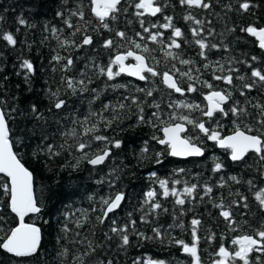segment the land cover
Returning a JSON list of instances; mask_svg holds the SVG:
<instances>
[{"label": "trees", "instance_id": "16d2710c", "mask_svg": "<svg viewBox=\"0 0 264 264\" xmlns=\"http://www.w3.org/2000/svg\"><path fill=\"white\" fill-rule=\"evenodd\" d=\"M138 0H124L121 8L127 9V12H121L118 20L112 22L113 31L104 30L99 27L95 17L90 12L89 0H0V15L4 16V21L0 23L6 31H11L18 44L15 48L8 46L6 42L0 40V107L8 114V123L11 129L10 139L14 144L21 162L34 175L35 196L42 208V212L37 216H31L27 219L28 223L39 226L43 232V243L40 252L31 258H16L4 253L0 250V264H58L57 250L59 244L58 238L64 237L65 233L61 231L64 225H67L71 231L67 233V238L60 241L72 250H83L80 244H72L70 240H83L87 238L94 243L102 244L105 247L98 249L96 259H112L114 264H132L133 260H139L144 264L148 260H163L165 264H191V257L183 253L182 249L172 242V237L177 240H184L186 243L191 242V220L197 218L201 220L198 235L200 240V256L202 264H212L218 259L215 253L218 248L223 245L229 250L233 249L232 239L238 234L231 232L220 216V209L214 204L224 203L227 208L233 200L238 197L233 195L237 190L248 197L250 211L246 216H241V209L232 207L233 213L238 220H248L253 226H258L261 216L258 211L257 203L254 199V191L249 190L246 183L232 184L228 181V177L235 175L242 181L255 179L257 188L264 187V182L258 178L257 168L259 167L258 158L254 154L246 157V163H233L228 158L225 150H220L212 142L208 141L203 134H199V140L195 137L198 130L187 125L188 134H192L194 142L200 143L205 149V157L203 159H190L180 161L173 159L167 154L166 146H161L153 139V136L162 137L161 128L163 124L156 121L151 114L156 111L155 108L144 104V116L146 120L152 123H140L137 121V106L131 104V99L125 97H138L141 102L149 101L160 104V115L165 122H169V115L175 110L168 105L170 102L184 101L187 103L200 104L202 107L206 105L204 94L209 89L203 87L201 83L190 81L187 77H181L180 72L189 71L192 75L198 77L199 81H208L212 83L217 90L228 89L233 93V100L239 101L241 106L245 105V97L240 96L239 86L241 82L235 81L236 88L225 85L222 81L213 79L214 75H221L215 71L220 65H224L225 73L228 74L229 61L245 60L251 63L253 67L264 69V51L260 50L253 37L242 33L240 28L249 24H258L264 26V0H251L256 5L249 13L237 12L238 0H208L212 4V8L189 9L182 6L179 0H157L160 4H166L164 11L156 18L149 16L137 17L134 13L136 9L134 4ZM78 4L84 5L86 19L92 21L87 32L81 31L74 37L71 35L73 29H69L62 18L56 16V12L61 8L65 11V17L69 16V9L75 10ZM231 4L233 11L227 12L225 5ZM191 14L197 19L204 21L203 35L207 36L208 43H216L220 45L219 49L206 50L207 59L199 55L200 49L198 45L193 43V37L190 31L192 27H198L192 21H185L184 16ZM173 17L175 26L181 28L184 33V39L181 42L180 49H172L173 52L179 54L180 58L193 61L192 65H182L179 59L173 61L164 56L167 49L159 43H152L150 39L142 40L136 35L141 33L144 37L148 34L143 32V28L139 23L140 19L145 21V27L151 24L157 25L164 23L163 16ZM23 18L27 23L21 26L18 19ZM74 24L82 23L77 17H71ZM130 22V23H129ZM210 22V23H209ZM47 26V27H46ZM55 26L60 29L57 36L60 40L74 39L78 44L82 42L83 35L87 34L93 38L92 45H84L83 47L73 48L61 46L60 41L53 36L50 29ZM236 28L235 32H229V28ZM214 30L213 35H208V29ZM17 29L19 31L17 32ZM115 30L124 31L127 39L121 40L115 36ZM153 33L159 31L163 33V42L167 44L171 39V31L162 28H152ZM239 37V39H237ZM113 39L114 45L111 49L102 47L104 40ZM135 40L141 45L147 44L149 49L153 50L148 54V63L157 68L161 73L172 70L170 74H174V78L180 83L185 90V95H177L169 90L161 82L160 77H151L140 83L129 79L125 76H118L112 81H108L105 76L98 75L97 65L107 66L111 59L117 54H124L128 50H132L138 54H143L140 50L135 49L130 43ZM186 41V42H185ZM227 45L229 50H224ZM61 57H71L74 61L73 65L67 71H61V66L65 61L57 64L52 60L55 55ZM257 56L258 60L252 61L251 57ZM153 57L155 59H153ZM21 59L30 60L35 68V74L30 76V81L25 82V71L20 68ZM157 61L159 63L157 64ZM128 63H132L128 60ZM175 64L176 68L172 69ZM205 64L209 65L205 67ZM234 68H239L240 72H233L235 77L239 74L250 76L251 69L243 63H232ZM53 68L56 69L53 72ZM179 70V72L176 71ZM196 69H199L197 72ZM117 69L114 67L113 69ZM86 75L81 76V73ZM17 73H20L17 75ZM62 77L72 78L74 80L84 79L86 84L89 77L93 83L87 84L88 91L73 95L70 90L66 89V85L62 84ZM189 83H194L197 88L196 92H187ZM107 85V87H105ZM112 85H123L124 87L113 88ZM48 87L53 89L60 87L61 95L67 101L65 109L57 112L51 108L46 90ZM77 87H79L77 85ZM92 89H97L99 99H95L97 93ZM144 89L152 90L153 95L147 97L145 91H137ZM248 98L252 103H264V89L257 87L249 92ZM125 104V109L119 111L118 105ZM231 103V102H230ZM32 105H36L41 113L44 114L46 120L37 121L31 113ZM111 105L117 108L121 119L113 123L111 127L105 129V125L100 123L101 133L109 137L110 140L122 141V147L119 149L111 148L112 155L105 161L104 165L96 168L88 165L86 162L80 165L78 170H73L70 166L74 163L73 157H79L81 154L76 151L75 144L79 140L90 142V148L85 151L94 153L97 148H103L104 142H97L91 136H83L82 128L79 122H83L85 117L88 118V124L98 123L99 117L89 115L90 112L100 113L103 117L111 119L114 112L111 108L105 111L104 106ZM227 107V105L225 106ZM51 108V111L49 109ZM15 109V111H11ZM180 114L188 115L192 119L207 121L198 110L187 111L184 109L175 110ZM248 111L252 114L247 118V123L255 127L257 110L248 105ZM217 119L222 127L218 130L222 135H230L233 130L231 116L228 118L220 117ZM73 120H78L77 124H73ZM176 123L177 121H170ZM156 125V126H153ZM206 126L215 127V124L207 122ZM76 128L77 139L68 138V144L73 145L70 150L68 144H65L63 133L69 129ZM254 134H256L254 132ZM22 139L23 143H18ZM54 145L56 150L61 154L49 158L43 152L34 156V152L43 149L46 145ZM147 144L149 153L144 159H141V149ZM60 145H64L61 148ZM71 152V154H70ZM163 152L160 157L161 163L155 162V153ZM219 159L225 165L224 170L219 173L212 171L214 160ZM66 165H68L66 167ZM112 169H116L115 176H119L118 180L115 176H111ZM179 169H184L179 172ZM155 173V177L151 174ZM221 177L228 181L223 188L219 187ZM156 178L168 179L169 187H175L178 192L183 190L185 183L189 186L197 184V192L194 194L195 199L191 197H181L186 200L183 206L177 205L175 200L177 197L169 195L164 198L159 188ZM103 179L104 183H97ZM114 182V187L109 186V181ZM179 180L181 183L173 185L171 182ZM9 183L6 177H0V184ZM205 183L213 187V192L209 196H205L203 186ZM156 190L158 195L155 202L162 205L160 210L152 212L151 204H145L146 193L149 190ZM125 193V201L121 208L114 214L109 215V219L105 220L103 225L95 222V217L101 215L99 208L101 197L114 195L116 192ZM94 197V199H90ZM200 197H203L201 200ZM8 196L0 187V207L4 211L0 213L4 217L0 220V227L7 231L10 227H14L17 223L16 217L6 207ZM97 208L93 212L91 209ZM167 209L168 211H163ZM87 211L90 220L85 224L84 228H76L75 221L81 217V213ZM75 213V215H72ZM130 214V215H129ZM255 214V215H254ZM144 217L147 222L142 221ZM115 220V225L112 221ZM130 220H135V232H143L149 237H153V228H160L164 242L160 239L142 240L133 234ZM93 222L95 227L93 228ZM183 223L184 228L181 229L177 225ZM125 224L129 225L130 245L125 250H118L117 245L119 239L115 234L110 232L112 226L121 227ZM171 226V227H170ZM79 232L81 235L76 236ZM94 232V235H93ZM105 233L112 236L108 240ZM3 233L0 232V235ZM210 234H215V239L211 242L207 239Z\"/></svg>", "mask_w": 264, "mask_h": 264}, {"label": "snow or ice", "instance_id": "6c2138e0", "mask_svg": "<svg viewBox=\"0 0 264 264\" xmlns=\"http://www.w3.org/2000/svg\"><path fill=\"white\" fill-rule=\"evenodd\" d=\"M90 2V12L98 25L94 28L97 30L99 27H102L104 30L113 31L111 27L112 22L118 20L119 14L127 12V9H122L121 3L122 0H89ZM64 3L67 4V0H64ZM179 3L182 6H186L189 9H203L208 10L212 8V4L208 0H179ZM166 4H160L157 0H138L134 4L136 12L134 13L138 18L145 15L156 17L158 14L164 11ZM227 12L233 11L231 4L224 6ZM256 5L251 3V0H238L237 12L249 13ZM58 18L63 19V23L69 28L73 29L71 35L74 37L77 33L81 31L87 32L88 27L92 24V21L86 19L84 5L78 4L75 10L69 9V16L65 17V11L63 8L56 12ZM71 17H77L78 20L82 23L74 24L71 20ZM163 20L165 21L162 24H151L150 27H145V21L143 19L139 20L143 32L147 33L148 36L144 37L141 33L137 32L136 35L139 36L142 40L150 39L152 43H159L162 47L167 50L164 51V56L173 61L179 59V63L182 65H192L193 61L188 59H183L179 57V54L173 52L172 49L181 48V40L184 39V33L181 28L177 27L173 23V17L164 15ZM185 21H192L198 27L190 28L193 43L198 45L200 52L199 55L207 59L206 50L209 49H219L220 45L216 43H208L207 36L203 35V26L204 21L197 19L191 14L184 16ZM4 21V16L0 15V23ZM18 23L21 26L26 25V21L23 18L18 19ZM130 23V22H129ZM210 23V22H209ZM47 27V26H46ZM162 28L165 30L171 31L170 42L164 44L163 42V33L151 31L152 28ZM19 29H17V32ZM53 36L60 41L61 46H68L73 48L83 47L84 45H92L93 38L87 34L83 35L82 42L79 44L74 39H63L60 40V37L57 36V33L61 31L53 26L50 29ZM229 32H235L236 28H229ZM242 33H246L248 36L253 37L258 48L264 51V26L258 24H249L240 28ZM214 30L209 28L208 35H213ZM115 36L119 37L121 40L127 39L126 33L124 31L115 30ZM239 39V37L237 38ZM0 40L6 42L8 46L15 48L18 44V40L11 31H6L0 27ZM186 42V41H185ZM130 43L134 45L135 49L140 50L143 54H136L132 50L126 51L124 54L115 55L114 59H111L107 66L97 65L98 75L105 76L108 81L114 80L116 77L121 74H126L137 78L140 81H147L149 75L151 77H160L161 82L170 90L180 95L185 94V90L180 86V83L177 79H174V74L169 71H164L163 73L159 72L157 68L153 65H150L147 60L148 57L144 54L150 53L151 49L147 44L141 45L135 40H131ZM114 45L113 39L104 40L102 47L105 49H111ZM224 50L228 51L229 48L227 45H224ZM129 58L135 61L134 64H126ZM153 59H155L153 57ZM52 60L59 64L62 60L65 63L61 66V71H67L74 63L73 59L69 57H61L60 55H55L52 57ZM252 61L258 60L257 56L251 57ZM159 61H157V64ZM232 63H243L251 69L250 76L246 74H239L235 77L232 75L233 72L239 73V68L232 67ZM209 65L205 64V67ZM114 67L117 69L114 71ZM20 68L25 71V82L30 81V76L35 74V68L33 63L28 59H21ZM176 65H172V69H175ZM56 69L53 68V72ZM179 72L178 69H176ZM198 72L199 69H196ZM221 73V75H214L213 79L216 81H222L225 85H228L232 88H236L235 81L239 80L241 85L239 86L240 96L245 97V105L241 106L239 101L233 100V93L228 89L217 90L216 87L208 81H199L198 77L192 75L191 69L189 71L180 72L181 77H187L190 81L199 82L203 87L209 89V91L204 94V100L207 102L203 107L200 104L187 103L184 101H175L170 102L169 107L175 110L184 109L187 111L198 110L203 117L207 118V121L192 119L188 115L180 114L178 111H173L169 115V122H165L160 115V104L156 102L143 101L141 102L138 97H125V99H131V104L136 105L137 112V121L140 123H152V121L146 120L144 116V104H148L150 107L156 109L152 112V116L155 117L156 121L160 124H163L161 131L163 136H153V139L160 145L166 146L167 154L172 157H202L205 155V149L201 146L200 143L194 142V137L192 134L184 135L188 132L186 125H191L193 129L198 130V134L195 139L199 140V134H203L208 141H212L220 149H224L228 153V158L233 163H246V157L250 153L254 154L258 158L259 167L257 168L258 178L264 182V103L257 102L252 103L248 98V93L255 90L257 87L264 89V69L253 67L251 63H248L245 60L229 61V67L227 69L228 74L225 73L224 65H220L215 69ZM148 73L149 75H145ZM20 73H17L19 75ZM86 75L81 73V76ZM62 84L66 85V89L70 90L73 95L83 93L88 91L87 84L93 83L91 77L88 78L87 84L84 79L74 80L72 78L62 77ZM77 85L79 87H77ZM107 87V85H105ZM113 88L124 87L123 85H112ZM94 93H97L95 99H99V94L97 89H92ZM137 91H145L144 89H137ZM197 88L194 86V83H189L187 86V92H196ZM46 95L48 96L51 108L60 112V110L65 109L67 106V101L62 98L61 88L57 87L53 89L48 87L46 90ZM147 97L153 95L152 90L145 91ZM231 102V103H230ZM0 103H3L0 101ZM227 105V107H225ZM248 105H251L252 108L257 110L256 125L253 126L250 123H247V118L252 114L248 111ZM119 111L125 109V104L121 103L118 106ZM51 108L49 111H51ZM111 110L114 112V115L111 119L103 117L100 113L90 112L89 115H95L99 117L98 123H91L88 126V118L85 117L83 122L78 120H73V124L80 123L82 128L83 136H91V138L97 142H104V147L97 148L94 153L85 151L86 148H90V142H85L79 140L75 144V149L81 155L79 157H73L74 163H71V168L75 171L80 168V165L86 162L88 165L96 168L100 165H104L105 161L112 155L111 148L119 149L122 147V141L120 140H110L108 136L99 134L101 133L100 123L105 125V129L111 127V125L121 119L117 108H112L111 105H105V111ZM11 111H15L12 109ZM31 113L37 121L46 120L44 114L39 111L36 105H32ZM217 114L220 117L228 118L231 116L234 118L232 120L233 130L230 135H222L218 130L222 127L217 119ZM170 121H177L176 123H171ZM207 122L215 124V127L206 126ZM156 126V125H153ZM254 132L256 134H254ZM11 129L8 123V114L3 108H0V174H3L4 177L10 183L0 184V187L3 188L4 193L8 196V202L6 207L10 210L12 214L15 215L17 223L14 227H10L7 231L0 227V232L3 234L0 235V250L6 254H10L13 257L25 258L32 257L38 253V250L41 247V229L36 226L35 222L27 223L26 217L30 215L39 214L42 211V208L38 202L37 197L34 194L33 187V173L25 167L21 162L19 155L14 151V144L10 139ZM65 139V144H68V138L77 139L78 134L76 128L69 129L63 133ZM18 143H23V140H18ZM61 148H64V145H60ZM73 145L68 144V149L70 150ZM40 152H43L49 158L58 156L61 153L56 150L54 145H46L45 148L39 149L37 152H34L35 155H39ZM149 153V148L147 144L141 149V159H144L145 156ZM71 154V152H70ZM164 155L163 152L155 153V162L157 164L161 163L160 157ZM68 165H66L67 167ZM224 163L219 161V159L214 160L212 171L214 173H219L224 170ZM184 169H179V172H183ZM116 169H112L110 172L111 176H115ZM155 177V173L151 174ZM120 177L115 176V179L118 180ZM228 181H231L232 184H241L246 183L249 190L254 191V199L257 203L258 211L261 216L259 218L258 226H253L248 220H238L236 215L231 210L233 206L241 209V216H246L247 211H250V205L248 203V197L243 195L239 190L235 191L233 195L237 196V200H233L231 204L226 208L224 203L214 204L215 207L220 209V216L223 217V220L226 222L229 230L234 233H238L231 241L234 246L232 250H229L225 246L221 245L218 248V251L215 253L218 259H215L212 264H264V187L257 188L255 179H248L247 181H242L240 177L232 175L228 177ZM228 181L224 180L221 177L219 182V187L223 188L227 185ZM156 182L159 185V188L162 190L161 195L164 198H167L169 195L177 197L175 203L177 205L183 206L186 203V200L181 197H191L195 199V193L197 192V184H191L190 186L185 183L183 190L178 192L175 187H169L170 181L168 179H159L156 178ZM97 183H104L103 179L98 180ZM173 185H178L181 182L179 180H174L171 182ZM109 186L114 187V182L109 181ZM203 192L205 196H209L213 192V187L205 183L203 186ZM158 193L156 190L152 189L147 191L145 204H151L152 212H156L162 208V205L159 202H155V198ZM94 199V197H90ZM202 200L203 197H200ZM125 201V193L122 191L116 192L114 195L108 197H101L99 211L101 215L95 217V222H98L100 225H103L105 220L109 219V214L116 213L122 206V203ZM4 211L3 207H0V213ZM91 211H97L96 207H93ZM163 211H168L163 209ZM72 215H75L73 213ZM130 215V214H129ZM255 215V214H254ZM4 217L0 215V220H3ZM142 221L147 222L144 217H141ZM90 220V215L87 211L81 213V217L75 221L76 228H84ZM95 222H93V228L95 227ZM115 220L112 221V224L115 225ZM129 224L132 226L133 234L137 235L142 240L150 239H160L161 243L164 242L163 234L160 228H153V237L147 236L143 232H135V220H130ZM201 225V220L193 218L191 220V242L186 243L184 240H177L175 237H172V242L178 245L184 254L191 257V264H202L200 256V240L201 237L198 235L199 226ZM181 229L184 228V224L180 223L177 225ZM171 227V226H170ZM65 233L64 237L58 238L57 243L59 248L57 250V260L58 264H114L112 259H96L98 254V249H103L105 246L102 244L94 243L92 240L87 238L83 240H70L72 244H80L83 246V250H72L65 246L63 243H60L61 240L67 238V233L71 231L67 225H64L61 229ZM110 232L115 234L119 239V244L117 245L118 250H125L130 245V235H129V225L125 224L121 227L112 226ZM76 236L81 234L77 232ZM94 235V232H93ZM105 236L108 240L112 239V236L105 233ZM209 242L215 239V234H210L207 237ZM132 264H141L139 260H133ZM144 264H165L163 260H148Z\"/></svg>", "mask_w": 264, "mask_h": 264}, {"label": "water", "instance_id": "95a60500", "mask_svg": "<svg viewBox=\"0 0 264 264\" xmlns=\"http://www.w3.org/2000/svg\"><path fill=\"white\" fill-rule=\"evenodd\" d=\"M123 1L124 0H122V3H123ZM121 3V4H122ZM159 15V14H158ZM157 15V16H158ZM147 16V15H146ZM156 16V17H157ZM149 17H151V18H156V17H152V16H149ZM136 54H138V53H136ZM128 60H131L132 61V63H128ZM127 61H125V63L126 64H134L135 63V61L134 60H132L131 58H129ZM147 62H148V60H147ZM146 74H148V73H145V75ZM121 76H125V77H128L129 79H132V80H134V81H137V82H140V83H144V82H146V81H140V80H138L137 78H135V77H132V76H128V75H126V74H121ZM175 79V78H174ZM166 87V86H165ZM170 90V89H169ZM172 91V90H171ZM177 95H180L179 93H176ZM185 95V94H184ZM184 95H181V96H184ZM207 103V102H206ZM1 108V107H0ZM186 127L188 128V126L186 125ZM188 130H189V128H188ZM187 133L188 132H186L184 135H187ZM162 136H163V133H162ZM161 146H163V145H161ZM218 149H220L219 147H217ZM220 150H224V149H220ZM250 154H252V153H250ZM171 158H173V159H177V160H180V161H187V160H190V159H203L204 157H205V155L204 156H202V157H187V158H181V157H172V156H170ZM3 176V174H0V177H2ZM4 177V176H3ZM33 181H34V175H33ZM10 183V182H9ZM33 187H34V183H33ZM34 194H35V190H34ZM124 203V202H123ZM122 203V204H123ZM118 211V210H117ZM42 212V211H41ZM40 214V213H39ZM39 214H35V215H30L29 217H31V216H37V215H39ZM112 214H114V213H112ZM112 214H109V215H112ZM29 217H26V222H27V219L29 218ZM28 223V222H27ZM37 226V225H36ZM37 227H39V226H37ZM40 228V227H39ZM41 229V228H40ZM41 234H42V239H41V247H42V243H43V232H42V230H41ZM41 247H40V249L38 250V253L40 252V250H41ZM37 253V254H38ZM36 254V255H37ZM10 255V254H9ZM36 255H34V256H36ZM11 256V255H10ZM34 256H32V257H34ZM17 258V257H16ZM25 258H31V257H25Z\"/></svg>", "mask_w": 264, "mask_h": 264}]
</instances>
